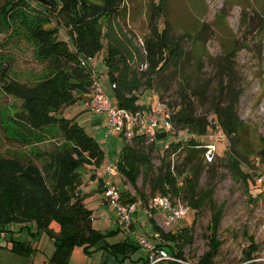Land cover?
<instances>
[{
  "label": "trees",
  "instance_id": "obj_1",
  "mask_svg": "<svg viewBox=\"0 0 264 264\" xmlns=\"http://www.w3.org/2000/svg\"><path fill=\"white\" fill-rule=\"evenodd\" d=\"M122 1L91 4L86 0H0V34H4L1 35L4 46L0 49V94L11 97L9 103L0 105V229L7 230L13 225L21 230L33 224L53 238L51 258L56 264H67L74 246H82L85 251L90 246L103 247L107 253L122 258L135 248L128 239L110 244L106 236H112V232L104 234L92 227L91 209L82 201V173L89 170L90 180L97 181V190L102 192L103 178L97 177L96 170L104 166V152L93 136L62 114L67 105L83 101L90 82L93 85L94 74L87 61L103 49L101 31L96 26L101 18L115 14ZM160 3L150 4L151 18L157 14V7L161 9ZM51 21L55 24L50 25ZM61 31L66 37L59 38ZM167 34L166 21L161 31L153 26L151 36L144 41L143 61L147 66L139 71L133 66L136 59L117 47L106 48L102 59L110 84L106 93L116 107L142 111L145 104L139 103L143 95L139 87L150 86L164 68L184 58L179 41H173ZM21 39L31 45L32 55L41 65L40 72L31 79L22 80L9 74L7 48ZM225 60L221 57L220 65L217 63L218 76L209 98L203 81L179 85L178 102L165 103L166 108L174 107L169 116L172 128L166 134L184 130L204 136L211 125L207 120L210 112L228 136L225 157L230 172L247 177L240 168L244 159L239 135L242 121L236 112L240 89L235 86L231 65ZM118 135L125 138V143L113 163L117 174L133 189L130 195L119 183L123 202H135L140 207L151 197L161 195L172 200L181 197L193 209L208 204L211 214L204 235L208 248L196 262L214 264L212 259L221 244L217 229L222 206L212 203L214 185L198 190L195 164L198 157L199 161L203 159V144L193 138L183 143L171 141L158 153V164L154 165L152 154L158 152L154 139L148 141L144 132L139 131L128 139ZM180 151L182 167L170 158ZM255 157L264 163V138L260 139ZM52 224L57 226L56 231ZM152 230L159 231L158 245L169 255L190 261L182 251L191 240L189 228L163 232L152 223ZM251 248L252 243L243 251L244 264H254ZM9 249L16 254L27 251L23 242Z\"/></svg>",
  "mask_w": 264,
  "mask_h": 264
},
{
  "label": "rangeland",
  "instance_id": "obj_2",
  "mask_svg": "<svg viewBox=\"0 0 264 264\" xmlns=\"http://www.w3.org/2000/svg\"><path fill=\"white\" fill-rule=\"evenodd\" d=\"M86 1L91 4L103 2ZM151 3L161 4V9L157 7L159 10L153 18ZM117 10L115 14L99 20L96 27L101 31L103 49L87 61L103 91L108 92L110 89L107 71L102 62L108 46L117 47L127 56L136 59L133 61L136 70L146 69L147 63L143 61L144 41L151 36L153 26L161 31L163 22L166 21L167 37L179 41L184 52V58L177 64L164 68L152 80L150 86L139 87V90L143 91L139 99L140 104H145L143 112L155 110L158 104L165 106L166 102L176 104L177 90L184 82L193 85L203 81L206 83V94L209 98L218 76L217 63L221 57L227 58L225 61L230 63L234 84L240 89L236 105L237 115L242 121L239 135L242 139L240 150L244 159L240 163V168L247 173V177L230 172L225 157L229 139L221 130L225 138L214 143L212 159L208 161L203 152V159L199 161L198 157L196 160L195 167L199 174L198 190L210 184L214 185L211 192L212 203L214 206H222L217 229V237L221 244L217 255L212 259L213 263L244 264L243 251L252 243L254 264H264V183L258 185L255 182L258 175L264 174V163H260L255 157L260 139L264 138V0H123ZM54 24L50 22V25ZM1 35L4 34H0L2 50L1 46H4V43ZM58 36L66 37V33L58 32ZM67 41L71 44L68 38ZM7 50L10 75L24 80L31 79L33 74L37 75L40 72L41 65L34 59L31 45L26 40H17L16 45L8 46ZM144 64L145 66L141 67ZM92 94L93 86L90 82L83 101L67 105L62 114L98 140L104 152V161L113 162L125 143V138L116 135L117 133L105 136L106 127L103 132L90 127L87 120L91 118V114L82 102L88 101ZM10 101L11 97L0 94V105ZM173 108L167 107L166 111L170 112ZM207 120L210 121L209 124L215 121L210 112L207 113ZM206 130L204 136H197L184 130L165 133L164 136L156 133L153 139L158 152L152 154L153 164H158V155L171 141L183 143L193 138L200 141L204 147L214 140L215 132L211 125ZM170 158L182 167L183 152L171 154ZM114 179L118 187L119 183H123V187L133 195L132 187L125 183L119 174ZM87 183L88 180L80 186L81 192H84ZM139 183L138 181V185ZM88 186L86 190L88 193L82 194V201L91 209L92 227L100 233L112 232V236H106V241L110 244L128 239L135 248L128 256L122 258L107 253L103 247L90 246L85 251L82 246H74L67 264H144L147 250L139 244L138 236L150 243L153 242L155 239L152 223L163 232L189 228L191 240L183 246L182 251L190 261H197L207 250V239L204 235L211 214L208 204L193 209L181 197L170 199L173 203L187 208L182 218L171 223L163 216H153L155 210L148 216L138 208L132 216L133 230L126 231L118 223L114 209L101 200L96 190L97 181L96 189L92 184ZM156 213L162 214L160 211ZM51 227L57 230L55 224ZM17 242H23L27 251L19 254L12 252L9 247L17 245ZM6 245L7 247H3ZM53 251V238L38 230L33 224L21 230H16L13 225L8 226L7 230L0 229V263L56 264L51 258Z\"/></svg>",
  "mask_w": 264,
  "mask_h": 264
},
{
  "label": "built area",
  "instance_id": "obj_3",
  "mask_svg": "<svg viewBox=\"0 0 264 264\" xmlns=\"http://www.w3.org/2000/svg\"><path fill=\"white\" fill-rule=\"evenodd\" d=\"M144 66L145 64L141 67ZM92 86L93 94L85 104L91 112L105 118V136L109 133H117L124 135L128 139L136 129L144 128L143 132L145 136L148 141H151L156 134L157 127L161 126L165 131L171 130L172 126L169 120L170 112H168V110L166 111V106L158 104L157 108L148 114L147 119H145L143 110L131 111L129 109L116 107L110 100L108 94L100 88L95 76H93ZM212 123L211 127L215 130L213 133L214 140L204 146V156L208 161L212 159V153L215 150L214 143L225 138L219 126L215 122ZM104 173L105 177L102 182L101 194L105 202L114 209L118 223L126 231L133 230L134 225L132 216L138 208L145 214H148V216L153 210H159L163 212L168 223L175 222L182 218L187 212L185 206L177 205L168 197L161 195L151 197L140 207H138L135 202H123L120 189L116 185L114 179L117 175L115 163L108 161L105 164ZM255 182L258 185L264 183V174L258 175L255 178ZM153 238L155 240L150 243L138 236L139 244L147 250V258L144 264H157L161 261H175L178 264H200L196 261H185L169 255L164 248L158 245L160 240V234L158 232L153 233Z\"/></svg>",
  "mask_w": 264,
  "mask_h": 264
},
{
  "label": "crops",
  "instance_id": "obj_4",
  "mask_svg": "<svg viewBox=\"0 0 264 264\" xmlns=\"http://www.w3.org/2000/svg\"><path fill=\"white\" fill-rule=\"evenodd\" d=\"M105 66V65H104ZM106 68V67H105ZM82 104H83V106L84 107H86L87 108V111L88 112H90V114H91V118H89V120H87L88 121V123H89V125H90V127L91 128H95V129H98V131H104L105 130V127H106V121H105V118L103 117V116H101V115H97V114H95V113H93V112H91L90 111V109L88 108V106L85 104V102L83 103L82 102ZM151 109V108H150ZM147 110V109H146ZM148 111V110H147ZM154 110H151L150 112H144V118L145 119H147V117H148V114H150L151 112H153ZM135 131H139V132H143V129L142 128H138V129H136ZM156 133H157V135H159V136H164L165 135V133H166V131L163 129V127H161V126H159V127H157L156 128ZM116 135H118V134H116ZM118 136H120V135H118ZM98 141V140H97ZM110 159V158H109ZM109 160H107L105 163H104V166L100 169V170H96V174H97V177H99L100 175V178L102 177V178H104L105 177V173H104V167H105V164L108 162ZM90 171H87V170H84L83 171V173H82V175H83V184L86 182V180H88V183H87V185H86V188H85V190H84V192H81V194H84V195H86V193H88L86 190H87V186L89 185V184H92V186H93V188L94 189H96V187H95V180H90V178H89V176H90ZM100 173V174H99ZM89 187V186H88ZM98 189V188H97ZM96 189V190H97ZM97 192H99V196H100V198H101V200L103 201V202H105V200H104V198H103V196H102V194H101V192L99 191V190H97ZM157 211H159V210H155V212L152 214L153 216H163L164 217V214H163V212H162V214L161 215H158L156 212ZM161 212V211H160ZM133 224H134V222H133Z\"/></svg>",
  "mask_w": 264,
  "mask_h": 264
}]
</instances>
